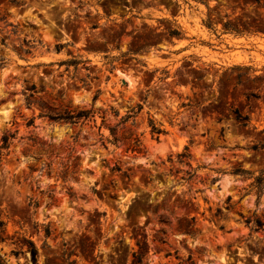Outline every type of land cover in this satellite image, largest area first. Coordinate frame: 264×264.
Returning a JSON list of instances; mask_svg holds the SVG:
<instances>
[{"label":"rangeland","instance_id":"374dc122","mask_svg":"<svg viewBox=\"0 0 264 264\" xmlns=\"http://www.w3.org/2000/svg\"><path fill=\"white\" fill-rule=\"evenodd\" d=\"M263 129L264 0H0L6 264H264Z\"/></svg>","mask_w":264,"mask_h":264},{"label":"trees","instance_id":"16d2710c","mask_svg":"<svg viewBox=\"0 0 264 264\" xmlns=\"http://www.w3.org/2000/svg\"><path fill=\"white\" fill-rule=\"evenodd\" d=\"M32 89H34V87H31ZM30 96H32V93L30 94ZM97 97V95L95 96V98ZM94 98V99H95ZM95 114V112L92 109H70L69 107H66L65 109H63L62 111H55V112H49V113H42L40 114V116H46L47 118H49L52 121H66V122H70L72 124H76L78 122H80L81 120H85L88 117H90L91 115ZM129 118V116L127 117ZM127 118H123L124 120H126ZM27 125L31 126L34 125V118H31L27 121ZM110 134H112L114 136V141H116L118 138L116 136V129L114 127H110ZM155 132H156V128H154ZM160 132V131H157ZM262 133L264 134V129L262 130ZM17 135V130L15 131H7L5 132L1 139H0V158L2 157V155L4 154V151H6L12 140L16 137ZM141 142L140 139L138 137H136L134 139V141L131 144V148L133 151H139ZM252 149L258 150L260 148H264V137L263 139L257 141V143H255L252 147ZM185 149H187V147H185ZM180 156L183 157H188L189 155L186 154H179ZM234 173L237 174H250L249 171L244 170V169H235ZM253 187L255 188L256 192H257V199L260 198V195L264 189V168L260 171V173L256 176L253 177V182H252ZM245 222L247 225H251V231H257L261 228L264 227V220L260 219V218H246ZM4 221L0 218V231H2L3 226H4ZM47 234L49 233V230L46 231ZM37 250L36 248L33 246L31 248V260L33 262V264H37ZM0 264H6L5 260L3 259V257L0 255ZM69 264H72V262H69Z\"/></svg>","mask_w":264,"mask_h":264},{"label":"water","instance_id":"95a60500","mask_svg":"<svg viewBox=\"0 0 264 264\" xmlns=\"http://www.w3.org/2000/svg\"><path fill=\"white\" fill-rule=\"evenodd\" d=\"M124 81V80H123ZM125 82V81H124Z\"/></svg>","mask_w":264,"mask_h":264}]
</instances>
